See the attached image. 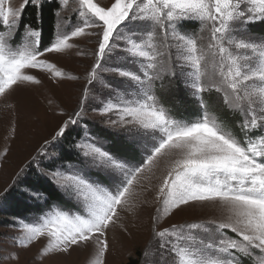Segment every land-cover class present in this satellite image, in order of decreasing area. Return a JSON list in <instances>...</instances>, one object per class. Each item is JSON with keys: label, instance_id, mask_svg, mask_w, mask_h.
<instances>
[{"label": "snow or ice", "instance_id": "snow-or-ice-1", "mask_svg": "<svg viewBox=\"0 0 264 264\" xmlns=\"http://www.w3.org/2000/svg\"><path fill=\"white\" fill-rule=\"evenodd\" d=\"M30 3L43 7L42 0H23L19 8L0 0V99L41 85L29 70L80 81L47 57L79 49L70 42L76 38L95 39L77 107L59 113L67 119L31 158L56 196L29 189L36 213L13 224L22 233L15 246L46 238L41 256L86 249L93 264H105L108 230L135 206L137 186L147 190L145 170L153 173L163 161L146 264H155L148 258L157 252L170 257L168 264H264V0H77L67 17L68 0H60L46 44L41 30L22 23ZM76 55L88 57L83 49ZM178 73L199 108L190 118H177L165 95ZM225 110L240 117L235 125ZM89 111L102 127L83 120ZM80 124L71 153L40 168L49 144ZM112 141L123 150L113 151ZM10 152L0 151V165ZM197 205L219 209L223 218L160 227Z\"/></svg>", "mask_w": 264, "mask_h": 264}, {"label": "rangeland", "instance_id": "rangeland-1", "mask_svg": "<svg viewBox=\"0 0 264 264\" xmlns=\"http://www.w3.org/2000/svg\"><path fill=\"white\" fill-rule=\"evenodd\" d=\"M51 1L53 0H42V3ZM55 1L60 2V0ZM101 2L108 4L110 0H101ZM11 3L13 7L19 8L23 0H11ZM76 4L77 0H68L67 10L63 15L67 17L71 10L76 7ZM30 7L34 6L30 3L25 7L24 12ZM203 35L207 38L206 32ZM94 39L89 37L76 38L70 42L79 44V49L73 48L67 54H49L47 57L50 62L56 63L57 67L64 71L66 76L79 75L81 77L80 81L66 79L63 82H60V80L54 81L48 73L29 70L30 74L36 75L42 80V84L39 86L22 85L7 99H0V151H3L7 146L11 147L7 161L0 165V212L4 208V200L8 195H14L17 192L18 195L23 193L27 197L29 190L23 184L31 172L35 170L39 173L36 163L31 162L32 156L36 155L40 145L45 140H52L59 124L67 119V115L60 116L59 113L64 111L70 115L77 107L80 89L83 84L84 70L91 62L93 44L90 41ZM80 49L88 53L87 58L76 55ZM157 85L159 90V82H157ZM167 88L168 91L165 92V95L172 107H187L189 109L194 105L198 108L195 99L186 95L179 73L176 78L171 79V83L167 84ZM212 95L213 100L216 99L217 94L213 92ZM176 117L184 118L179 113ZM99 119L101 117L90 111L83 118L90 127L95 124L97 128L102 127L98 124ZM229 120L233 123V120ZM13 126L17 128L14 140L10 139ZM81 128L82 124L70 126L65 137L71 136L75 141L77 139L76 132L80 131ZM65 137L49 144V155L38 157L40 168L48 165L51 159L61 154L60 146L64 145L62 141ZM110 144L113 151L123 150V146L119 141H112ZM70 149L67 148V150ZM21 168H25V171L18 177L17 173L20 172ZM165 171L166 164L161 161L159 167L155 168L153 173H148L145 170V173L142 174L144 177H150V179L142 180L144 189L147 190L140 189L137 186L139 196L135 200V206L131 210L121 211L119 224L116 227H110L108 230L110 250L106 256L105 264H124L129 257L135 255L136 251L141 254L140 264H146L142 253L151 239V217L158 205L156 193ZM27 200L29 199L27 198ZM35 207L37 206L35 205ZM35 213L36 208L33 213L22 218L31 221ZM220 218L223 217L219 209L198 205L188 206L183 211H178L166 218L160 227ZM16 220L17 218L0 215V264H93L94 257L86 249H77L71 255L53 253L48 256H41L40 253L46 246V238L33 242L26 249L15 246L13 238H19L22 235L17 228L13 227ZM10 253L11 256H9ZM17 256L18 258H16ZM148 260L155 261V264H168L170 257L161 258L160 253L157 252L155 256L150 255ZM245 264H248V261H245Z\"/></svg>", "mask_w": 264, "mask_h": 264}, {"label": "trees", "instance_id": "trees-1", "mask_svg": "<svg viewBox=\"0 0 264 264\" xmlns=\"http://www.w3.org/2000/svg\"><path fill=\"white\" fill-rule=\"evenodd\" d=\"M42 4V8L30 7L25 10L24 16L22 18V23L25 25H33L38 30H41L43 34V41L46 44L53 39V29L56 20L54 13L56 11L57 2L53 0L51 2H43ZM257 31H260L259 26H257ZM172 108L175 115L179 113L184 118H190L193 113H196L198 111V108L194 105H192V107L189 109L187 107ZM222 115L226 116L228 119L233 120V125H235V123L240 119L238 115L232 117L227 110H225ZM73 142L74 141L71 136L65 137L62 141L64 145L60 146V153H63L65 155L70 154L72 149L67 150V148H71ZM23 185L28 190L31 187L47 188L48 191L52 193L54 198L56 196L55 191L50 188L42 179L39 178V173H37V171L35 170L28 175V178L25 180ZM35 205L36 204H33L31 201L27 200V197L23 193H19L18 195L16 192V194L11 196L8 195V197L5 198L3 206L4 208L0 212V215H6L11 218H22L26 215H29L30 213H33L36 208ZM140 256V252L136 251L135 255L129 257L124 264H140Z\"/></svg>", "mask_w": 264, "mask_h": 264}, {"label": "bare ground", "instance_id": "bare-ground-1", "mask_svg": "<svg viewBox=\"0 0 264 264\" xmlns=\"http://www.w3.org/2000/svg\"><path fill=\"white\" fill-rule=\"evenodd\" d=\"M17 137H18V135H17ZM19 138V137H18ZM16 141V140H15Z\"/></svg>", "mask_w": 264, "mask_h": 264}]
</instances>
